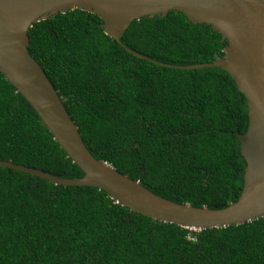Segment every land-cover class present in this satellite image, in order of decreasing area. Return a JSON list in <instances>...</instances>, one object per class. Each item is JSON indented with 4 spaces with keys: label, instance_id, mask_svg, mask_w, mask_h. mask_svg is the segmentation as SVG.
<instances>
[{
    "label": "trees",
    "instance_id": "trees-1",
    "mask_svg": "<svg viewBox=\"0 0 264 264\" xmlns=\"http://www.w3.org/2000/svg\"><path fill=\"white\" fill-rule=\"evenodd\" d=\"M101 23L75 8L27 31V53L89 153L176 203L219 209L235 201L245 97L219 67L171 66L211 62L226 40L180 11L131 20L119 40L161 65L127 52ZM0 160L82 175L1 73ZM0 264H264V217L189 230L119 205L102 189L0 166Z\"/></svg>",
    "mask_w": 264,
    "mask_h": 264
},
{
    "label": "water",
    "instance_id": "water-1",
    "mask_svg": "<svg viewBox=\"0 0 264 264\" xmlns=\"http://www.w3.org/2000/svg\"><path fill=\"white\" fill-rule=\"evenodd\" d=\"M80 9L96 14L104 34L127 52L158 63L124 46L119 36L129 22L141 17L182 12L192 23L208 24L226 40L221 57L206 63L171 65L224 70L246 100L247 127L238 135L245 166L237 199L209 209L160 197L95 159L84 146L56 91L27 53L29 27L39 20ZM0 73L35 111L52 139L82 171L77 178H60L34 168L0 160L22 172L55 184L93 186L115 203L159 222L189 230L237 225L264 217V0H0Z\"/></svg>",
    "mask_w": 264,
    "mask_h": 264
},
{
    "label": "built area",
    "instance_id": "built-area-1",
    "mask_svg": "<svg viewBox=\"0 0 264 264\" xmlns=\"http://www.w3.org/2000/svg\"><path fill=\"white\" fill-rule=\"evenodd\" d=\"M187 238H188V239H191V240L194 239L193 237H190V236H187Z\"/></svg>",
    "mask_w": 264,
    "mask_h": 264
}]
</instances>
